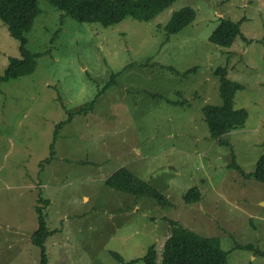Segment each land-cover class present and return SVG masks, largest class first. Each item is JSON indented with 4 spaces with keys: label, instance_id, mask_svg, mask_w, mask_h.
<instances>
[{
    "label": "rangeland",
    "instance_id": "rangeland-1",
    "mask_svg": "<svg viewBox=\"0 0 264 264\" xmlns=\"http://www.w3.org/2000/svg\"><path fill=\"white\" fill-rule=\"evenodd\" d=\"M38 3L25 35L38 55L35 70L0 84V264H39L36 205L47 229H57L45 242L47 264H143L150 246L162 252L169 220L217 238L227 264H264L255 253H264V185L229 168L234 158L250 174L264 155V0H177L149 22L125 18L109 27ZM184 7L194 20L166 37L163 27ZM222 19L240 22L230 47L208 41ZM11 58H20L19 43L0 21V76ZM219 68L242 86L234 107L248 114L242 129L223 137L230 147L210 138L202 114L221 104ZM113 74L93 109L58 131L46 163L55 126ZM120 168L169 205L106 187ZM193 187L202 199L186 204Z\"/></svg>",
    "mask_w": 264,
    "mask_h": 264
},
{
    "label": "trees",
    "instance_id": "trees-1",
    "mask_svg": "<svg viewBox=\"0 0 264 264\" xmlns=\"http://www.w3.org/2000/svg\"><path fill=\"white\" fill-rule=\"evenodd\" d=\"M39 0H0V21L6 27L11 38L19 43L20 58L9 59L4 74L0 76V84L4 81L19 79L30 75L36 67L37 54L26 49L25 35L31 30L35 18L41 13ZM78 23H97L109 27L121 22L125 18H132L141 22H149L160 12L170 7L177 0H44ZM195 11L191 7H184L171 15L168 23L163 27L166 37L176 34L195 18ZM241 36L240 22L222 19L208 37V41L219 47H230L235 38ZM195 68L189 69L184 74ZM219 77L220 105H206L202 108L203 120L206 123L210 138L219 145L230 147L223 137L230 132L242 129L248 118L247 111L234 107V96L242 86L227 78L224 68L215 72ZM116 75H111L105 86L86 107L76 112L68 113L67 120L55 126L53 140L50 145V155L45 162L55 156L54 143L58 131L65 123L71 122L76 115H86L93 109L95 100L115 81ZM175 104V103H174ZM232 158L229 168L235 169L238 174L247 179L254 178L264 185V155L255 164L252 173L246 174L237 166ZM105 186L117 192L131 195L136 199L147 197L161 205L168 206V200L147 182L137 178L125 168L116 170L104 182ZM202 199L201 191L197 187L189 189L183 196L186 204H196ZM37 203L50 204L47 200L38 199ZM38 227L32 234V244L39 249V264H47L45 242L57 233V229L48 230L40 205L35 206ZM170 234L164 241L163 250L158 255L155 245L150 246L141 258L143 264H227L225 252L217 238L203 237L187 229L176 221H168ZM233 249L252 250L250 245H234ZM256 254L264 253L255 250ZM117 261L122 258L113 254ZM134 261H129L128 264Z\"/></svg>",
    "mask_w": 264,
    "mask_h": 264
},
{
    "label": "crops",
    "instance_id": "crops-1",
    "mask_svg": "<svg viewBox=\"0 0 264 264\" xmlns=\"http://www.w3.org/2000/svg\"><path fill=\"white\" fill-rule=\"evenodd\" d=\"M35 210V209H34ZM35 212V211H34Z\"/></svg>",
    "mask_w": 264,
    "mask_h": 264
}]
</instances>
